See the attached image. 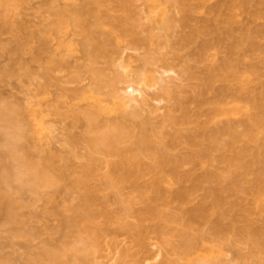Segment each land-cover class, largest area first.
<instances>
[{"label": "bare ground", "instance_id": "6f19581e", "mask_svg": "<svg viewBox=\"0 0 264 264\" xmlns=\"http://www.w3.org/2000/svg\"><path fill=\"white\" fill-rule=\"evenodd\" d=\"M31 1L0 0V79L36 85L25 103L0 97V234L42 239L25 263L94 264L110 223L131 226L142 202L140 229L153 220L183 264H227L226 245L246 249L235 250L240 263L264 264V0H48L34 25L21 20ZM175 42L183 85L161 50ZM125 46L144 50L140 63L123 58ZM86 74L88 88L67 86ZM162 99L171 105L154 123ZM53 116L66 124L65 151L53 146ZM189 165L202 173L182 175ZM182 179V203L204 194L178 214L169 187ZM215 215H232L231 225ZM49 217L55 240L42 229ZM0 264L14 261L1 254Z\"/></svg>", "mask_w": 264, "mask_h": 264}, {"label": "rangeland", "instance_id": "374dc122", "mask_svg": "<svg viewBox=\"0 0 264 264\" xmlns=\"http://www.w3.org/2000/svg\"><path fill=\"white\" fill-rule=\"evenodd\" d=\"M47 1L48 0H46V1L45 0H32L31 1V7L22 13L21 20L23 22L33 24V25L38 24L40 22V16H39L40 14L35 11V9H36L35 7L36 6L38 7V5H40L41 3L43 4V2L45 3ZM142 8H143V6H142ZM145 22H147V21L145 20ZM79 38L80 37L77 35L74 36V39L76 41H79L80 40ZM123 43H126V41ZM176 46H177L176 42L174 44H171V45L165 44V45H163V48L161 50H162L163 55L173 65L174 70L173 71L171 70L172 72L170 73L174 77V78L171 77L172 81L177 83L178 85H183V84H187L188 82L185 79H183V77L180 76V74H179L178 70L180 69L181 65L183 64L182 63L183 61H182V57H181L178 49L176 48ZM126 48H125L126 50L124 49L123 53H122L123 58H125L124 55H126L128 57L127 59H130L133 62V64L140 63L139 59L141 58V55L143 54L142 51H144V50L143 49L142 50H140V49L135 50V49H132L130 47H126ZM138 57H139V59H138ZM27 59L30 60V56ZM68 59L70 62V66L72 65L75 68L76 65L78 66V64L83 61L82 52L79 50L73 51L72 53H70L68 55ZM5 62H7V59H6V57H3L2 63L5 64ZM2 63H1V65H2ZM31 63L34 67L37 66L36 63H34L32 61H31ZM159 66H160V64H159ZM103 67H105V65ZM108 71L111 72V70H109V69L107 70V72ZM55 74L59 75V77L62 76L63 79L69 78L68 77L69 75H67L66 70L57 71V72H55ZM167 74H169V73H167ZM82 76L80 78V81L71 82V83L68 82V85H67V83H66V85L70 86L69 88H72V89H73V87H80V88L87 87L88 88L89 85L91 86L92 81H91V78H89L90 76H88L87 74L84 75L83 77ZM64 81H66V80H64ZM56 86H57L56 84H53L52 86H50V88H51V94L50 95L52 97L59 92L58 88ZM35 89H36V85L34 83H29L26 81H20V80L15 79V78L9 82H6V81H3L0 79V97L1 98L3 97L2 99L5 98L4 100H6V101H8L7 99H9L11 101L25 103V101L27 102V99L31 96V94L35 91ZM77 89H79V88H77ZM153 90H154L153 91L154 93L160 92L158 89H153ZM155 103L157 105L158 101ZM170 105H171V101H168L166 99H162L160 101V103H158L159 109L157 110V112L151 115L152 121L154 123H160L162 121L164 115L166 114V112L170 108ZM49 122L52 123L55 127V130L53 131V137L51 138L54 148L56 150L58 149L59 151H65V147L63 144V142H64V131L63 130L66 127V124L64 125L63 122L59 121V119H57L54 116L52 117V119L49 120ZM80 130H81L80 128L75 129L76 132H79ZM1 148H2V145L0 142V149ZM202 170L203 169L200 166H190L189 165V166H185V167L181 168L180 173L182 175H184L185 173H191L193 175H199L202 173ZM189 184H190V181L182 179V180L176 181L174 184L170 185L169 194L173 197L172 205H171V209L173 212L178 213V214L188 213L190 211L195 210L199 206V204L202 200L203 194H204V190H199V191L195 192L191 196L190 200L188 202H185V203H182L177 196V193L183 187H185ZM130 190H131L130 187L126 186L123 189V194L127 195L130 192ZM242 194H244V195L240 194L241 197H238L237 199L235 197V199L238 200L239 202L245 203V205H246V201L248 200L247 197H250V196L247 195L246 193H242ZM23 195H25V194H23ZM59 199H60V197H59ZM105 200H106L105 202H106L107 208L109 209V211L113 215L120 214L121 208H122L121 203L116 198L114 193L109 192L107 194ZM39 204H41V203L39 202ZM143 208H144V205L142 202L132 203L131 211L125 219L126 222L131 224V226H129V227L123 226L122 223H120V221L110 223V226H109L110 231L106 235H104L101 239L100 245H101L102 250L97 254L94 264H183V261L178 259L175 256V254L173 253V250L170 246L162 245V243L160 242V239L158 238V235L154 231L155 223L153 220L145 221L143 223L145 228L140 229L141 228L140 224H142L140 217H141ZM236 213L239 214L240 212L239 213L236 212ZM232 214H233V212H232ZM1 216L2 215H0V220L3 217V216L2 217ZM229 216L228 217H226V216L222 217V219H221V218H219L218 215H215L213 217V219H215V220L220 219L222 226L224 225L227 227V226H229V224L231 225L230 218L232 217V215L230 217ZM241 218H242V216H241ZM240 220L241 219L239 218V222H242ZM263 220H264V214L257 217V221L259 224H261ZM2 221H0V224L3 227ZM57 226H58L57 219H55L53 217H49L47 220L46 226H44V228H42V229L45 231L46 235H49L50 238H53L55 240L58 237V233H56L54 230ZM47 232H51V234H47ZM10 240H12V242ZM41 240L42 239H39V238L35 239V240L33 239V241H27L25 238L9 239L7 237L6 231H1V234H0V256H1V254L2 255H8V257L12 258V260L14 261V264H26L25 258H27L29 255L28 249H31V248L35 249L37 246H39L41 244ZM225 247H226L225 263H227V264H242L237 260V257L235 254V250L238 247L240 248L241 246H237L236 249H235V245H234V247H229L228 245H226ZM242 247H244V246H242ZM240 249H242V248H240ZM242 250H244V249H242Z\"/></svg>", "mask_w": 264, "mask_h": 264}]
</instances>
